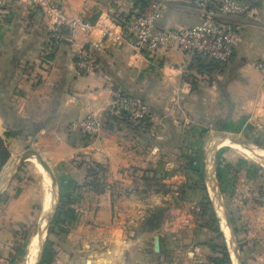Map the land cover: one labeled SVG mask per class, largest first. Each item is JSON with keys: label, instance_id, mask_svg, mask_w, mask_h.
<instances>
[{"label": "crops", "instance_id": "1", "mask_svg": "<svg viewBox=\"0 0 264 264\" xmlns=\"http://www.w3.org/2000/svg\"><path fill=\"white\" fill-rule=\"evenodd\" d=\"M142 1L13 0L0 10V138L9 152L0 174L29 145L68 192L83 184L84 162H98L106 167L105 189H77L85 214L76 231L83 230L84 236L66 244L65 254L68 246H77L75 254H85L89 264H204L215 253L202 238L209 231L196 225L190 211L193 202L204 200L205 190L192 174L187 155L195 151L201 156L197 142L206 138L203 127L209 124L264 143V78L254 65L264 60V0H243L250 12L226 17L237 36L234 56L222 68L204 60L188 61L177 48L138 51L124 33L120 42H113ZM161 2L157 29L201 20L191 0ZM70 18L92 28L72 35L62 26L61 41L49 52L51 27ZM96 43H101L100 71L77 74L75 52ZM115 92L148 103L151 115L142 144L125 141L112 125L94 137L70 127L91 112L102 118ZM193 139L194 149L187 144ZM155 153L162 159L159 165L153 161ZM31 167L22 166L0 197V264H22L25 255L24 238L36 217V193L27 181ZM152 177L158 180L156 189ZM40 203L42 208V199ZM157 211L156 223L148 222ZM54 248L56 264H80L75 254L63 255L59 240Z\"/></svg>", "mask_w": 264, "mask_h": 264}, {"label": "rangeland", "instance_id": "2", "mask_svg": "<svg viewBox=\"0 0 264 264\" xmlns=\"http://www.w3.org/2000/svg\"><path fill=\"white\" fill-rule=\"evenodd\" d=\"M139 99L148 105V103L144 99ZM108 109L109 110L102 113L101 116L104 120L103 128L94 136H97L100 132H102L105 127L112 125L115 129H117L116 132H119V134L122 133V135L126 137L125 141L133 144L138 143V145L141 142H144L142 136L144 135L145 137H147L146 130L149 127L147 121L149 120V116L151 115V113L142 118H135L129 116L121 110L114 109L112 105H110V108ZM109 114H111L112 117L108 118L107 121L106 117ZM154 126L157 127L155 124ZM216 126L217 125L213 124L204 125L203 132L207 133V136L206 138L201 139V143L197 142V148L199 151H201V156L197 155L195 151H192L187 155V162H192V174H194L195 179L198 181L197 183L199 187L205 190L204 200H201V202H193L190 207V211L192 213V217L196 225H198L199 227H203L209 231L207 232V235H203L202 238L208 239V244L210 245L212 251L215 253V256H213L204 264H226L214 260L215 257L220 258L222 256L223 241L217 232L218 222L217 220L214 221L213 218V216H215L214 209L217 208L216 203L218 201L216 200L214 195L213 198L215 203H212L211 201L212 193L206 183L205 157L207 155V148L213 142V137L219 134H226L231 136L236 135L227 134L226 132H223L222 129L218 130ZM119 129L123 132H121ZM206 129L207 132L205 131ZM155 130L157 131V128H155ZM152 135H156V132H151V137L155 139L157 138ZM238 137L255 141L264 146V143L260 142V140L258 139H250L242 136ZM195 141L196 139L188 140L187 144H190V147L194 149V147L196 146ZM27 146L28 147H26L23 151H25L26 149H34L29 145ZM255 151L259 150L255 149ZM255 151L253 149H247V151H244L242 147L230 144L219 147L215 154L217 181L222 192V200L226 206V211L228 212V216L232 223V228L234 230L237 247L240 251L242 264H264V157L259 156L258 154H256ZM16 156L13 157L6 170L0 174V178L5 174V172L9 168L13 166V164H15ZM155 156L156 158L153 161H155L154 163L159 165V161H161L162 159L160 156H158V154L156 155V153ZM35 160H37V162L39 163L36 156H34L33 162H35ZM31 162V160L24 161L22 165L17 169L16 173L9 182L10 184L11 181L17 176L22 166H25L26 164L32 166L31 168H28V172L30 174L27 178V181L31 183L30 190L36 193V195L33 194L36 199V217L33 221V225L30 227L24 238V241L26 242L25 255L21 259L22 264H35V250L38 246L37 233L39 223L41 217L45 214L46 209L51 204V198L46 201L47 196H51V182L46 173H44V171L40 169L42 168L40 167V163L38 165V168L35 167ZM93 162L95 161H89L88 164L87 162H84V182H82L83 184L81 183L82 185L75 184L74 189L72 191H63L60 185L61 183L59 182L58 177L55 175L58 180V191L60 197L52 217L49 218L48 229L40 264H56L55 261L53 262L55 257V250L53 249H55L54 244L58 240L62 244V247H65V249H63V251L65 252H62L64 256H69V258H72L74 257L73 255L78 251L76 249L78 248L77 246L74 247V249H71V247L68 246L69 252L65 254L67 246L66 244L72 243V241L77 242L78 240H80V236H84L83 230H80L79 232L76 231V227L78 228L80 225H82L80 220L81 216L85 214V208L83 203L77 200L78 198H80L77 189L83 192L82 189L84 186V189L88 187L93 190L90 186L86 185V183L90 181L93 177L92 175H90L92 173L88 170V168L92 166ZM35 175L37 176V179ZM102 175L103 172H98L97 176L99 178H102V180L104 179L105 181V178H103ZM160 178H162V176H160ZM142 179L145 180L146 178L142 177ZM149 180L150 182H152L153 187L156 189L158 186L156 181L158 180L154 177L149 178ZM203 183H205L206 187L203 186ZM8 186L5 188L4 191H2L0 197L4 195ZM207 198L210 199V205H207L205 207L203 206V203H206L205 200ZM41 199L42 208L40 203ZM218 212L223 225L222 229L225 233V228L226 232L229 234V228L224 224L222 219V210L219 209ZM157 214L159 215L160 211H158ZM85 219L86 217H83L84 221ZM226 246L231 260V250L229 249V246L227 244ZM85 256L86 255L82 253L80 256L76 255L75 257L76 259L78 257L81 259L80 264H89V260H87V262H84ZM188 257H191V255H188Z\"/></svg>", "mask_w": 264, "mask_h": 264}, {"label": "built area", "instance_id": "3", "mask_svg": "<svg viewBox=\"0 0 264 264\" xmlns=\"http://www.w3.org/2000/svg\"><path fill=\"white\" fill-rule=\"evenodd\" d=\"M13 0H0V10ZM31 3L42 4L45 0H29ZM192 6L199 13L201 20L190 26L180 28L157 29L156 21L161 16V0L142 1L134 16L126 25L121 26V32L114 35L113 42H120L123 33L129 36L133 48L149 54L157 53L164 48H177L188 61H207L222 68L234 56L237 28L226 19L228 16H241L251 10L249 3L243 0H191ZM56 10L55 7H52ZM61 16V15H59ZM62 26H67L72 35L80 31H88L92 25L80 18L64 19L51 27L48 33L47 50L52 52L62 38ZM110 37L112 32L105 30ZM101 43L93 46H82L75 52L76 73L85 75L100 71L97 48ZM255 67L264 78V60H256ZM112 107L135 118L149 115V106L137 97L115 92ZM104 126V120L93 113L82 119L71 122V128H77L84 136H94Z\"/></svg>", "mask_w": 264, "mask_h": 264}, {"label": "water", "instance_id": "4", "mask_svg": "<svg viewBox=\"0 0 264 264\" xmlns=\"http://www.w3.org/2000/svg\"><path fill=\"white\" fill-rule=\"evenodd\" d=\"M213 142L209 145L207 148V155H206V164H205V170H206V183L207 186L210 188V191L212 193V203H215L214 197L218 201L216 203L217 208L214 209V215L215 218L218 222V228L224 238L225 243L229 246V249L231 250L232 257H231V262L232 264H242L241 257H240V251L237 247V243L235 240V235H234V230L232 228V223L230 221V218L228 216V212L226 211V206L222 200V192L220 189V186L217 181V169L215 166V154L216 151L218 150L219 147L223 145H236L242 148L246 149H258L259 151H255L256 154H258L261 157H264V146L248 139H242L238 136H231V135H226V134H219L215 137H213ZM226 142H230V144H227ZM261 151V152H260ZM37 156L40 166L42 167V170L46 175L48 176L50 182H51V206H49L45 214L41 217L40 223H39V228H38V233H37V239H38V246L35 250L36 254V260L35 264H40L41 257H42V252H43V247H44V242L46 239V234H47V229H48V223H49V218L52 217L58 201H59V187H58V180L53 173L52 168L48 165V163L44 160V158L39 154L38 151L35 149H26L25 151L21 152L18 156L15 157L16 162L13 164L11 168H9L5 174L0 178V194L2 191L5 190V188L8 186L10 180L16 173L17 169L22 165V163L26 160H29L31 156ZM209 156V160H208ZM222 210V219L224 224L229 228V236L227 237L222 229V222L220 220L219 212L218 210ZM44 225L43 232L41 231V226ZM155 250L159 249V241L158 238L155 240Z\"/></svg>", "mask_w": 264, "mask_h": 264}, {"label": "trees", "instance_id": "5", "mask_svg": "<svg viewBox=\"0 0 264 264\" xmlns=\"http://www.w3.org/2000/svg\"><path fill=\"white\" fill-rule=\"evenodd\" d=\"M145 0H143L144 2ZM212 66L214 68H216L215 65L212 64ZM109 117H112L111 114L108 115ZM9 157V152H8V149H7V146L6 144L4 143L3 139L0 138V170L2 169L3 165L6 163L7 159ZM89 172H91L93 177L90 181H88L86 183V185L90 186L94 191L98 192V193H101L104 191L105 189V181L104 179L102 180V178H99L97 175H98V172H103V178L105 177V173H106V167L98 162H93L92 163V166L88 168ZM203 186H205V183H203ZM206 203H203V206H207V205H210V199L207 198L206 200ZM158 212V211H157ZM154 213L151 215L150 218H148V222H152L153 224H155L156 222H153L154 220H156L158 218V214ZM214 218V221H216V218L215 216H213ZM217 232L219 234V236L221 237L222 239V256L220 258L218 257H215L214 260L217 261V262H223V263H226V264H231V260H230V256H229V252H228V249H227V246L225 244V241H224V238L219 230V228L217 229Z\"/></svg>", "mask_w": 264, "mask_h": 264}, {"label": "bare ground", "instance_id": "6", "mask_svg": "<svg viewBox=\"0 0 264 264\" xmlns=\"http://www.w3.org/2000/svg\"><path fill=\"white\" fill-rule=\"evenodd\" d=\"M226 143H227V144H230V142H226ZM231 145H233V144H231ZM243 150H244V151H247L246 148H243ZM36 158H37V156H36ZM37 159H38V158H37ZM38 161H39V160H38ZM35 162L37 163L36 165L38 166L39 163L37 162V160H35ZM50 198H51V196L48 195L46 201H48ZM49 206H51V204H50ZM221 224H222V223H221ZM222 226H223V225H222ZM41 228H42L41 231L43 232L44 225H42ZM223 228H224V227H223ZM224 230H225V233H226L225 235L228 237L229 234L226 232V229H225V228H224Z\"/></svg>", "mask_w": 264, "mask_h": 264}]
</instances>
